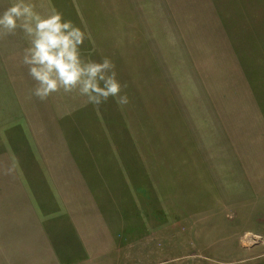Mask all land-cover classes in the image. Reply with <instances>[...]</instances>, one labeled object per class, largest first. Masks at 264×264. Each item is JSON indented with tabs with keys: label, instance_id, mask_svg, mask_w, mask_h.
Masks as SVG:
<instances>
[{
	"label": "rangeland",
	"instance_id": "374dc122",
	"mask_svg": "<svg viewBox=\"0 0 264 264\" xmlns=\"http://www.w3.org/2000/svg\"><path fill=\"white\" fill-rule=\"evenodd\" d=\"M33 2L120 92L41 99L0 34V264H264V0Z\"/></svg>",
	"mask_w": 264,
	"mask_h": 264
},
{
	"label": "clouds",
	"instance_id": "9594fccd",
	"mask_svg": "<svg viewBox=\"0 0 264 264\" xmlns=\"http://www.w3.org/2000/svg\"><path fill=\"white\" fill-rule=\"evenodd\" d=\"M18 28L28 38L24 62L38 83L34 93L41 99L63 88L77 90L98 104L120 92L111 63L82 58L80 45L85 33L63 21L59 13L42 15L33 0H10L0 12V34L15 33Z\"/></svg>",
	"mask_w": 264,
	"mask_h": 264
}]
</instances>
